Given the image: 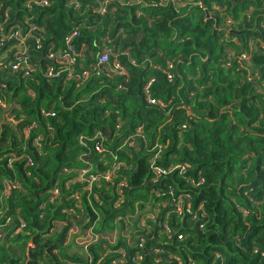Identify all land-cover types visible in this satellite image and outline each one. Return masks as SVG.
<instances>
[{"label": "trees", "instance_id": "obj_1", "mask_svg": "<svg viewBox=\"0 0 264 264\" xmlns=\"http://www.w3.org/2000/svg\"><path fill=\"white\" fill-rule=\"evenodd\" d=\"M36 1L0 0V264H264V0ZM74 28L89 76L48 77Z\"/></svg>", "mask_w": 264, "mask_h": 264}, {"label": "built area", "instance_id": "obj_2", "mask_svg": "<svg viewBox=\"0 0 264 264\" xmlns=\"http://www.w3.org/2000/svg\"><path fill=\"white\" fill-rule=\"evenodd\" d=\"M95 1V0H94ZM108 1L110 0H97L96 1V7H94L93 4H89L88 6L92 8V10L94 12H104L105 9H106V5L108 3ZM36 3L38 4H41V5H47L48 2L47 0H37ZM37 30V27L36 26H31L29 28V32H34ZM79 34V31L77 28H74L72 29V31L66 36L65 38V45L66 47L71 51V52H65L63 54L61 53H58V52H53L52 54H50L51 56V59L54 61V65H55V70L53 69V67H49L47 72H46V75L50 78L52 77H59L61 73H66L67 74V79H76L78 80L79 78H82V79H86L89 74H88V71L86 70H82L81 73H78L77 72V69L75 68V59L73 57V48H72V45H71V41L72 39H74L76 36H78ZM27 36V35H25ZM5 39H12V40H16L17 41V44H16V47L13 49V52H12V62H11V69L14 70V71H21L24 72L25 74H27L30 70V66H28V62L30 60L29 56H28V52L27 50L25 49L26 46L25 44L23 43L24 42V37L21 33L20 30L16 29L14 30L13 32H11L9 35H7L6 38H1L0 37V45L2 43L3 40ZM36 43H37V46L39 47L40 46V41H39V38H36ZM111 49L110 48H105L102 52H101V56L98 58V61L96 63L97 65V69H96V74H99L102 69L101 67L102 66H105L104 68L106 69L107 71V75H111L112 73H119V74H123L125 72L124 68L122 67V65L120 64V62L117 60V59H114L113 62L111 64H109V53H110ZM241 61L243 62H248L249 61V54L248 53H241L238 57ZM61 60H64V63H63V66L62 68H58L56 69V64H58L59 62H61ZM79 69H83V66L81 64L78 65V70ZM250 78H259V73L258 72H251L250 75H249ZM168 79L170 80L171 77L170 75H168ZM151 79L146 83L145 87H144V92L148 94V91H149V86L151 84ZM148 101L150 103H154L155 102V99L154 98H149ZM5 104L0 100V108H5ZM42 113L46 114V115H50V116H53L54 115V112L49 110L47 112H45L44 110L41 111ZM264 116V114H263ZM34 127V124L32 125H29L26 127L27 130H30ZM80 139H83L82 136H80ZM41 140H42V136H39L35 139L34 141V144L36 146V148L40 149L41 148ZM95 150L98 151V152H101L104 150V147L102 146V144L100 142H97L95 144ZM15 160V156L14 155H11L9 158H8V165H11ZM26 165L28 166H31L32 165V161L31 159H27V163ZM117 166L114 167L113 169H111L110 172L107 173V175L105 176V179H110V176L112 175V172L115 168H118L121 164H116ZM155 173L157 174H160L161 172H164L163 170L159 169V168H156L154 169ZM86 173V170H81V174H80V180H83V176L85 175ZM96 179L95 176L91 175L89 176V181L92 182ZM202 181V178H200L197 182H201ZM193 182V180H192ZM124 183L122 181H120L118 183V188H119V193H121V186H123ZM58 190L55 189L53 191L54 194H57ZM180 200H181V197L178 198V202H177V207H176V212L178 214H181L184 209L181 207V204H180ZM119 204H116V206H118ZM186 211H189V209H186ZM163 227L166 228V230L168 231V227L166 225H164ZM164 228V229H165ZM87 235H88V238L89 240L86 241L87 243L89 241H92V240H95L97 238V236L95 234H92V229H88L87 231ZM85 242V243H86ZM141 246V244H140ZM119 254H122L124 255V249H121L119 251ZM141 261V255L140 254H136V262L137 264H139Z\"/></svg>", "mask_w": 264, "mask_h": 264}, {"label": "rangeland", "instance_id": "obj_3", "mask_svg": "<svg viewBox=\"0 0 264 264\" xmlns=\"http://www.w3.org/2000/svg\"><path fill=\"white\" fill-rule=\"evenodd\" d=\"M1 120L2 119L0 117V121ZM125 225H126V229L125 230H121L120 228H117L113 233L104 235L105 239L108 240V241L113 242L118 237V235L127 236L128 233H129V230L128 229H130V223H124V227H125ZM73 234H76V235L81 234V236H84L82 239H80V240L77 241V244H84L86 241L89 240L86 231H84V233H80L78 230H75L73 232Z\"/></svg>", "mask_w": 264, "mask_h": 264}]
</instances>
